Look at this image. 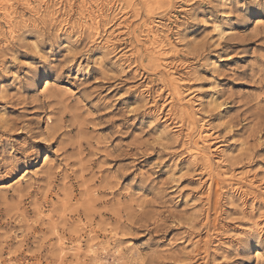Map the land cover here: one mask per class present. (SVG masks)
I'll list each match as a JSON object with an SVG mask.
<instances>
[{"label": "rangeland", "instance_id": "rangeland-1", "mask_svg": "<svg viewBox=\"0 0 264 264\" xmlns=\"http://www.w3.org/2000/svg\"><path fill=\"white\" fill-rule=\"evenodd\" d=\"M0 264H264V0H0Z\"/></svg>", "mask_w": 264, "mask_h": 264}, {"label": "bare ground", "instance_id": "bare-ground-1", "mask_svg": "<svg viewBox=\"0 0 264 264\" xmlns=\"http://www.w3.org/2000/svg\"><path fill=\"white\" fill-rule=\"evenodd\" d=\"M157 44V43H156ZM164 49V48H163ZM206 142V141H205Z\"/></svg>", "mask_w": 264, "mask_h": 264}]
</instances>
